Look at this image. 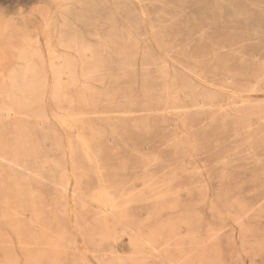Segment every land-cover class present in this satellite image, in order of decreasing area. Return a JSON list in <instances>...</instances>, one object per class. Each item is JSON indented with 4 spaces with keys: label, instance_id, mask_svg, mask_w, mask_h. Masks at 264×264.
Here are the masks:
<instances>
[{
    "label": "rangeland",
    "instance_id": "obj_1",
    "mask_svg": "<svg viewBox=\"0 0 264 264\" xmlns=\"http://www.w3.org/2000/svg\"><path fill=\"white\" fill-rule=\"evenodd\" d=\"M53 1L0 0V264H264V0Z\"/></svg>",
    "mask_w": 264,
    "mask_h": 264
},
{
    "label": "bare ground",
    "instance_id": "obj_2",
    "mask_svg": "<svg viewBox=\"0 0 264 264\" xmlns=\"http://www.w3.org/2000/svg\"><path fill=\"white\" fill-rule=\"evenodd\" d=\"M53 1V0H52ZM71 1V0H70ZM75 1V0H74ZM80 1V0H79ZM55 2V1H53ZM58 2V1H57ZM64 4V2H63ZM62 4V5H63ZM65 10V9H64ZM71 10V9H70ZM60 12V11H59ZM68 12V11H67ZM77 12V11H76ZM71 15V13H69ZM81 14V13H80ZM67 15V14H66ZM69 15V16H70ZM112 16V15H111ZM82 17V16H81ZM81 19V18H80ZM62 20V19H61ZM79 20V19H77ZM68 21V20H67ZM263 22V21H262ZM67 23V22H66ZM236 23V22H235ZM65 24V23H64ZM119 24V23H118ZM132 24V23H131ZM63 25V24H62ZM66 27V26H65ZM242 27V26H241ZM5 28V27H4ZM2 27V29H4ZM67 30V29H66ZM1 32V31H0ZM66 32V31H65ZM62 33V32H61ZM2 34V33H1ZM64 34V33H63ZM38 37V36H37ZM66 37V36H65ZM75 38V37H73ZM23 39V38H22ZM21 39V40H22ZM27 39V38H26ZM64 39V38H63ZM25 40V39H24ZM75 40V39H74ZM82 41V40H81ZM80 41V43H81ZM113 41V40H112ZM28 42V41H27ZM31 42V41H30ZM79 42V41H78ZM29 43V42H28ZM26 43V44H28ZM63 44V43H62ZM76 42H74L72 39H67L65 42V46L69 49H75L72 50L73 52L76 51ZM79 44V43H78ZM130 44V43H129ZM80 45V44H79ZM26 46V45H25ZM29 46V45H28ZM81 46V45H80ZM79 46V47H80ZM85 46V45H84ZM81 46V47H84ZM116 46V45H115ZM33 47V45L31 46ZM36 47V46H35ZM60 47V46H59ZM120 47V46H119ZM131 47V46H130ZM87 48V47H86ZM90 48V47H89ZM129 48V47H128ZM32 49V48H31ZM144 49V48H143ZM252 49V48H251ZM68 51V50H67ZM90 51V50H89ZM92 51V50H91ZM250 51V50H249ZM93 52V51H92ZM98 52V51H97ZM76 53V52H75ZM34 54V53H33ZM95 54V52L93 53ZM97 54V53H96ZM95 56V55H94ZM100 56V55H99ZM28 54L25 52L23 43L11 39L10 36L0 35V66L3 64H7V69L4 73L0 74V92L2 94H5L6 88L4 86L5 79L9 76V74H13L15 77V80L12 82H9L8 91H11L12 93H17L20 96H31V93L36 92L37 88L40 84V76L37 74H34V71L29 66L28 61ZM23 60L27 64V68L25 70V73L20 74L18 71H16L14 67V63L16 61ZM102 60V59H101ZM13 61V62H12ZM12 62V64H10ZM24 63V62H23ZM33 78L35 79L34 82ZM14 102V101H13ZM141 103V102H140ZM138 105V104H137ZM17 106V105H16ZM7 107V106H6ZM21 108V107H20ZM12 112V111H10ZM235 113V112H234ZM236 114V113H235ZM7 156V155H6ZM26 168V167H25ZM78 194V193H77ZM103 195V194H102Z\"/></svg>",
    "mask_w": 264,
    "mask_h": 264
}]
</instances>
